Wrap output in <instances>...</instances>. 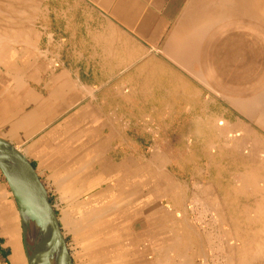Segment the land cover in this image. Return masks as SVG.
Returning <instances> with one entry per match:
<instances>
[{"label": "crops", "instance_id": "1", "mask_svg": "<svg viewBox=\"0 0 264 264\" xmlns=\"http://www.w3.org/2000/svg\"><path fill=\"white\" fill-rule=\"evenodd\" d=\"M262 115L232 0H0V141L89 264H264ZM0 264H28L1 168Z\"/></svg>", "mask_w": 264, "mask_h": 264}, {"label": "bare ground", "instance_id": "2", "mask_svg": "<svg viewBox=\"0 0 264 264\" xmlns=\"http://www.w3.org/2000/svg\"><path fill=\"white\" fill-rule=\"evenodd\" d=\"M207 1V0H205ZM228 1V0H227ZM235 11L240 14H244L245 16L236 14L237 17H245L251 21L254 27L261 28L264 30V6L261 5V0H232ZM201 5V4H200ZM203 5V4H202ZM204 6V5H203ZM211 7V6H210ZM201 8V7H200ZM215 11V10H214ZM232 18V17H231ZM226 20V19H225ZM213 20H211L212 22ZM214 22V21H213ZM216 23V22H215ZM205 25V23H204ZM201 26V25H199ZM211 28V27H210ZM209 28V29H210ZM213 28V27H212ZM256 29V28H255ZM194 34V33H192ZM205 34V33H204ZM195 35V34H194ZM204 38V37H203ZM203 40V39H201ZM197 46V45H196ZM201 46V45H200ZM195 55V54H194ZM192 58V57H191ZM199 59V58H198ZM193 60V59H190ZM197 61V60H196ZM183 66V65H182ZM200 66V65H199ZM196 67V66H195ZM197 68V67H196ZM185 69V68H184ZM195 70V69H194ZM187 72V71H186ZM197 75V74H196ZM201 80V79H200ZM203 80V79H202ZM199 82V81H198ZM198 95V94H197ZM209 96V95H208ZM214 96V95H213ZM220 96V95H219ZM257 101V100H256ZM259 102V100H258ZM234 107V106H233ZM252 112V111H251ZM235 114V113H234ZM251 115V113L249 114ZM239 116V115H238ZM252 116V115H251ZM253 118V117H252ZM262 118L264 116L262 115ZM249 120V119H248ZM215 122V121H214ZM234 123V122H233ZM254 123V122H253ZM212 125V123H210ZM240 124V123H239ZM218 125V124H217ZM248 126V125H247ZM249 128V127H248ZM264 128V127H263ZM242 130V129H241ZM251 131V130H250ZM247 133V132H246ZM216 135V134H215ZM219 135V134H218ZM217 137V136H216ZM258 144V143H257ZM239 145V144H238ZM241 146V145H240ZM258 152V150H256ZM246 152V151H245ZM208 160V159H207ZM251 163V162H250ZM9 177L11 179L13 188L15 190L18 202L21 206V211L23 214V223L26 232V247H27V255L26 259L28 264H57L55 255L52 249V246L48 240V237L42 227L41 223L37 219L32 209L31 199L28 187L26 185L25 180L20 175L18 170L7 164L6 165ZM218 171V170H217ZM243 172V171H242ZM246 172H244L245 174ZM241 174V173H240ZM246 175V174H245ZM247 176V175H246ZM252 176V175H251ZM250 176V177H251ZM253 177H255L253 175ZM247 183L246 181H244ZM259 182V181H258ZM264 183V182H263ZM226 184V183H225ZM239 184H241L239 182ZM259 184V183H258ZM235 187V186H234ZM259 187V186H258ZM264 187V185H263ZM222 188V187H221ZM224 188V187H223ZM228 188V186H227ZM255 189V188H254ZM257 189V188H256ZM248 190V189H247ZM221 191V190H220ZM238 191V190H237ZM227 192V191H226ZM225 192V193H226ZM231 192V191H230ZM250 192V191H249ZM252 192V190H251ZM263 192V190H262ZM246 194V193H245ZM229 195V194H228ZM221 196V195H220ZM248 196V194H247ZM263 196V195H262ZM251 197V196H250ZM219 198V197H218ZM217 198V199H218ZM223 198V197H222ZM227 198V197H226ZM259 198V197H258ZM222 200V199H221ZM230 200V199H229ZM220 202V200H218ZM233 202V201H232ZM222 203V201H221ZM223 203H225L223 201ZM226 204V203H225ZM244 204V203H242ZM254 204V203H252ZM258 204V203H256ZM221 206V205H220ZM256 206V205H255ZM222 207V206H221ZM252 207V206H251ZM257 207V206H256ZM254 208V207H253ZM216 209V208H215ZM221 209V208H220ZM224 209V208H223ZM244 210V209H243ZM246 212V211H243ZM100 214V213H99ZM184 215V214H183ZM223 215V214H222ZM254 215V214H252ZM96 215L94 214L93 217ZM102 216V215H101ZM189 216V215H188ZM247 216V215H246ZM88 217L87 215L83 217L85 219ZM231 217V216H230ZM249 217V215H248ZM235 218V217H234ZM251 218V217H250ZM88 219V218H87ZM190 219V217L188 218ZM232 219V218H230ZM229 219V220H230ZM240 219V218H239ZM226 220V219H225ZM253 220V219H252ZM233 221V220H232ZM250 221V220H249ZM92 222V221H91ZM225 222V221H224ZM231 222V221H230ZM264 222V221H263ZM219 223V222H218ZM60 224V223H59ZM229 227V226H228ZM236 228V227H235ZM248 228V227H247ZM255 228V227H254ZM263 228V227H262ZM55 229V228H54ZM217 229V228H216ZM222 229V228H221ZM224 230V229H223ZM63 231V230H62ZM110 231V230H109ZM168 231V230H167ZM195 231V230H194ZM250 231V230H249ZM229 232V231H228ZM245 232V231H243ZM263 232V231H262ZM58 241L62 246V240L60 235L55 231ZM150 233V232H149ZM238 233V232H237ZM264 233V232H263ZM181 234V233H180ZM262 234V233H261ZM245 235V234H244ZM260 235V234H259ZM229 236V235H228ZM230 237V236H229ZM260 237V236H259ZM227 238V237H226ZM86 239V238H85ZM225 240V239H224ZM260 240V239H259ZM81 241V240H80ZM252 242V241H251ZM255 242V241H254ZM259 242V241H258ZM261 242V241H260ZM195 243V242H194ZM204 244V243H203ZM244 244V243H243ZM258 244V243H256ZM254 244V245H256ZM245 245V244H244ZM243 245V246H244ZM260 245V244H259ZM258 245V247H259ZM248 246V245H247ZM63 247V246H62ZM238 247V246H237ZM241 247V246H240ZM256 248V247H255ZM250 250V249H249ZM257 250V249H256ZM258 251V250H257ZM189 252V251H188ZM245 252V251H244ZM263 252V250H262ZM259 253V252H258ZM254 254V253H252ZM232 255V254H231ZM243 256V255H242ZM255 256V255H254ZM261 256V255H260ZM175 257V256H174ZM235 257V256H234ZM130 258V257H128ZM132 258V257H131ZM181 258V257H180ZM233 258V256L231 257ZM240 258V257H239ZM126 259V258H125ZM176 259V258H175ZM236 259V258H235ZM133 260V259H132ZM194 260V259H193ZM232 260V259H231ZM103 261V260H102ZM178 261V260H177ZM247 261V260H246ZM132 263V262H131ZM182 263V262H181ZM192 264V263H191Z\"/></svg>", "mask_w": 264, "mask_h": 264}, {"label": "water", "instance_id": "3", "mask_svg": "<svg viewBox=\"0 0 264 264\" xmlns=\"http://www.w3.org/2000/svg\"><path fill=\"white\" fill-rule=\"evenodd\" d=\"M7 164L15 167L26 182L30 194L32 209L35 216L44 228V231L52 246L56 263L73 264L55 210L49 200L47 190L40 180L35 168L19 149L3 141H0V168L9 182L12 194L18 206L25 249L27 250L25 243L26 232L23 223V214L6 168ZM55 231L60 235L63 247L60 245Z\"/></svg>", "mask_w": 264, "mask_h": 264}, {"label": "rangeland", "instance_id": "4", "mask_svg": "<svg viewBox=\"0 0 264 264\" xmlns=\"http://www.w3.org/2000/svg\"><path fill=\"white\" fill-rule=\"evenodd\" d=\"M261 5L264 6V0H261ZM236 14L245 16L244 14H240V13H237V12H236ZM246 179L252 181L253 184H255V185L259 186V187L264 185V183H263L264 182V177H260V178H246ZM49 200H50V198H49ZM63 236H64L65 243H66V246H67V249H68L70 255H71V251H72L74 256H75L76 264H89V258L85 256L83 249H78L76 247V244H75V242L73 240V237L71 236L69 231H66V233L63 234ZM93 238L96 239V241L98 240V243H99L100 239L104 238V233L103 232L95 233ZM22 239H23V236H22ZM102 251H104V250L102 249ZM98 253H99V255H98L99 262L97 261V264H104V254H100V251H98ZM25 254L27 255V250L26 249H25ZM196 264H198V263H196Z\"/></svg>", "mask_w": 264, "mask_h": 264}]
</instances>
